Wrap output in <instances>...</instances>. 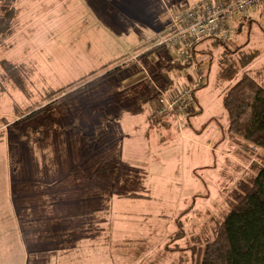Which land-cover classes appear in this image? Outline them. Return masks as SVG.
<instances>
[{
  "label": "rangeland",
  "instance_id": "rangeland-1",
  "mask_svg": "<svg viewBox=\"0 0 264 264\" xmlns=\"http://www.w3.org/2000/svg\"><path fill=\"white\" fill-rule=\"evenodd\" d=\"M95 1L70 0L76 4L70 37L81 36V40L78 46L75 43L77 47L74 46L72 53L67 50V42L57 43L55 54L62 60L69 56L71 62H65L66 65L61 58L59 63L51 61L50 65L41 58L48 53V48L37 51L32 47L21 56L18 47L13 54V58L17 55V61H9L12 55L0 41V61L25 64L20 75L23 90L7 80L0 68V137H4L0 142V184L4 185H0V203L3 213L10 211L9 184L13 185L12 195L17 200L15 188L22 177L30 180L36 175L38 154L47 159V167H51L58 157L71 151L76 160L75 180H84L81 169H84L83 152L87 151L92 182L102 180V192L107 193L106 200H98L103 221L97 224L102 230L107 227L106 234L95 237L94 233L88 241L92 246L77 247L75 255L64 249L55 252L53 264L65 258L70 264H189L192 249L173 252L166 250V245L184 248L193 237H198V241L209 237L213 223L227 211L226 198L233 187L250 174L252 165L263 163L257 150L248 148L244 141L230 138L226 130L228 116L222 103L227 89L243 73L250 74L264 65V5L259 7L263 0L254 7H259L260 12L250 15L251 26L246 23L241 30L232 33L225 44L212 47L210 51L202 46L208 51L202 56L209 63V71L206 84L194 94L193 104L186 106L189 116L167 113L157 123H150L147 118L158 106V91L161 89L167 95L180 91L189 77L194 76L193 64L186 66L184 61H178L168 54L167 47L151 53L165 37L161 18L163 0H101L102 7L108 11L91 14L89 11ZM12 5V0L1 3V7L6 8ZM171 7L175 12L181 8ZM87 15L102 16L107 33L117 40L110 41V48L115 53L128 50L124 55L133 56V64L116 73H107L109 76L95 72L83 78L95 70L93 68H98L90 59L94 52H100L84 45L82 35L90 22ZM211 42L212 39L208 40L206 45ZM236 44H240V48ZM254 50H258L260 56L239 68L241 57ZM154 56L160 63L153 61ZM26 57L29 58L22 61ZM143 61L153 66L150 72L139 66ZM67 64L71 69L68 80H80L61 92L47 91L61 80L51 76L53 67L65 70ZM27 65L34 67L31 74L34 79L29 76L31 68ZM221 65H232L239 71L232 80L221 81L218 78ZM109 90L113 95L106 98L104 93ZM114 97L117 100H111ZM75 116L79 118L72 122ZM6 149L10 150L9 157L5 155ZM95 166L102 167L101 173L95 172ZM136 195L139 197L129 198ZM96 229L92 224V230ZM179 230L183 232L182 237L171 240ZM198 241L193 248L196 254L199 246L202 247V242ZM27 252L28 264L40 261L34 247L27 246ZM24 257L15 250L12 262L24 264Z\"/></svg>",
  "mask_w": 264,
  "mask_h": 264
},
{
  "label": "crops",
  "instance_id": "crops-1",
  "mask_svg": "<svg viewBox=\"0 0 264 264\" xmlns=\"http://www.w3.org/2000/svg\"><path fill=\"white\" fill-rule=\"evenodd\" d=\"M2 1L3 0H0V8ZM12 1L16 9V18L10 31L3 36L0 34L1 45L9 49L12 55L9 61H17V55L13 58V54L18 47L20 48L21 56H24L23 54L27 50L31 51L33 47V50L38 49L37 51L48 48V53L41 56V58L49 63V65L51 61L52 63H54V61L59 63L61 57L59 58V55L55 54V51H58L59 45H57V43L59 41L68 43L67 50L69 53L73 52L75 43H77V46L78 43H80L81 36L73 39L70 37L69 33V29L75 22V15L73 14L75 13L74 9H76V4L70 2V0ZM100 1L101 0H96L95 3H92V10H90L89 13L93 14L96 12L100 14L108 11L102 7L103 5ZM159 1L161 2V0ZM166 2H168V6H166ZM197 2H199V0H163L161 5L162 7L164 6V11L162 12L161 18L164 29H166L164 34L166 35L168 33V11H171V8H173L171 6L181 7L179 9L184 10L192 7ZM263 5L264 0L259 7L261 8ZM258 8L252 9L246 16L230 23L233 34H235L237 30H241L246 23H249L251 26L252 20L250 15L253 16L260 12L261 9ZM102 16H105V14ZM87 17L90 22L85 25L82 35L84 38V45L85 47L87 45L89 49L94 47L95 50L98 49L100 52H94V55L92 54L90 59L97 64L96 67L98 68H93L95 70H92L83 78L95 72H103L107 75V73L112 71L111 74H113L133 64V56L129 57L127 54L124 55V53H128V50H126V52L121 51L120 53H115L114 50L110 48V41L116 42L117 40L107 33L108 29L106 28L104 20L101 17L92 18L90 15H87ZM99 43L103 46L99 47ZM112 45L113 44H111V46ZM235 46L240 48L241 45L239 44L238 46L236 44ZM157 49L158 48L153 49L151 53L155 52ZM61 50H63V54L66 55V51L63 48ZM75 50L74 52H76ZM254 52L257 53V56L254 58L255 60L261 53L258 50H254ZM81 53L84 54V51H81ZM29 57H26L22 61L27 60ZM68 57L69 56L66 55L67 59L64 60L61 58L65 65L71 62ZM18 61L20 60L18 59ZM153 61H158V58L154 56ZM195 62H203L207 68L208 74L209 63L204 59L202 54L199 53V58ZM15 64L21 68L25 65L16 62ZM114 64H116L114 67L116 70L111 68ZM27 66L30 67V65ZM139 66L143 67V69H147L149 72L151 68L153 69V66L145 61L141 62ZM30 68L31 72L29 76L33 78L31 74L34 67ZM70 70L69 64H67L65 70H59L55 65L52 70L54 73L51 74V76L55 75L60 77L61 80H57V84H52L53 87L47 88V91H57L79 81L80 79L75 82L68 80L70 77ZM261 71H264V65L250 72V74L253 75ZM109 75L110 74L107 76ZM112 93L113 91L109 90L106 91L104 95L108 98L113 95ZM111 100H117V98L114 97L111 98ZM78 118L77 116L73 117L72 122L76 119L78 120ZM147 120L150 123H157L159 121V119L150 121L149 117ZM3 139L4 137H0V142H3ZM8 151L10 150L6 149V157L10 156ZM71 153V151H68L65 155H62V157H58L57 163H52L51 167H47V159H44L38 154L35 160L36 175L30 178V180L27 179V176L22 177L23 180H20L15 188V190H18L15 194L17 200H15L14 194L12 195L13 185L9 184L11 196L9 199L10 214L3 213V206L0 203V264H16L12 262L14 260L13 252L15 250L20 251V255L22 253L25 255L24 264H28L26 258V253H28L27 246H30L31 249L34 247L36 251L35 254H39L37 257L40 258V261L36 262V264H53L54 258H52V255L55 252L64 249L67 250L68 253L75 255L77 247L83 249L85 246H92V244L89 243L90 237H101L106 234L107 227L105 230H102L99 225L97 226V224H101L103 221L101 205L98 204V200H106L107 198L106 191L102 192L103 181L92 182L90 176L92 174V166H90V161L86 162L87 151L83 152L84 169H81L82 174L85 175L84 180H75L77 172L75 168L76 160L72 157ZM86 165L88 166L86 167ZM94 168L96 173H101V166H95ZM25 170L26 167L23 168V171ZM34 178H37V180L34 181ZM98 189L100 190L99 193L97 192ZM93 192L95 198H93ZM135 197L137 198L139 196H129V198L133 199ZM106 211L105 209V212ZM92 224L97 228L96 231L92 230ZM94 233L95 235L92 236ZM59 264H70V261L68 258H65L64 261Z\"/></svg>",
  "mask_w": 264,
  "mask_h": 264
},
{
  "label": "trees",
  "instance_id": "trees-1",
  "mask_svg": "<svg viewBox=\"0 0 264 264\" xmlns=\"http://www.w3.org/2000/svg\"><path fill=\"white\" fill-rule=\"evenodd\" d=\"M15 18L14 5L10 8H0L2 36L10 31ZM207 41L198 44L193 49L194 53L207 54L212 47L225 44V41L212 39L213 42L206 45ZM202 46L208 48V51L202 49ZM256 56V52L243 55L239 60V68L249 65ZM185 65L189 63L186 62ZM0 68L7 80L23 90L24 84L20 75L24 70L21 67L1 60ZM238 71L237 67L232 65H221L218 78L221 81H230ZM222 103L228 116L226 130L230 138L237 142L244 141L248 148L257 150L260 154L257 155L263 163L252 165L250 174L240 179L233 187L226 198L227 211L213 223L209 237L204 241L193 237L184 248H169L166 245V250L174 252L192 249V261L189 264H264V71L253 75L243 73L240 79L227 89ZM182 235L183 232L179 230L171 240ZM196 241L202 242L197 254L193 250Z\"/></svg>",
  "mask_w": 264,
  "mask_h": 264
},
{
  "label": "built area",
  "instance_id": "built-area-1",
  "mask_svg": "<svg viewBox=\"0 0 264 264\" xmlns=\"http://www.w3.org/2000/svg\"><path fill=\"white\" fill-rule=\"evenodd\" d=\"M260 0H199L184 10L168 11V33L155 48L167 47L169 55L178 61L194 66V76H190L182 90L166 94L158 91L157 108L150 117L155 121L167 113L189 116L187 105L194 102V94L206 84L207 68L195 62L199 53L194 48L207 40L226 41L233 33L230 23L238 20L254 9ZM153 49V48H152Z\"/></svg>",
  "mask_w": 264,
  "mask_h": 264
}]
</instances>
